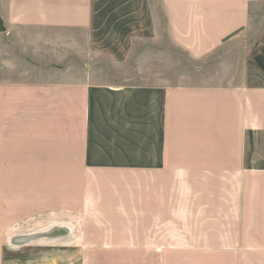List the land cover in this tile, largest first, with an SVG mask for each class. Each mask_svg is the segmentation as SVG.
I'll use <instances>...</instances> for the list:
<instances>
[{
  "label": "crops",
  "instance_id": "1",
  "mask_svg": "<svg viewBox=\"0 0 264 264\" xmlns=\"http://www.w3.org/2000/svg\"><path fill=\"white\" fill-rule=\"evenodd\" d=\"M259 2L0 0V264H264Z\"/></svg>",
  "mask_w": 264,
  "mask_h": 264
},
{
  "label": "rangeland",
  "instance_id": "2",
  "mask_svg": "<svg viewBox=\"0 0 264 264\" xmlns=\"http://www.w3.org/2000/svg\"><path fill=\"white\" fill-rule=\"evenodd\" d=\"M250 26H251V31H250V40L254 39L258 33V31L261 29L263 23H264V0H260V2L252 7L251 12H250ZM35 34L34 31H26V30H21V31H9L5 29V32L0 33V51H5L7 53H12L11 55L5 56L6 58H14L20 62V66L26 67L28 64V61H30V66L36 65L39 66H49L52 62L49 60L40 62L38 60L33 59L32 54L26 53L25 48H32V43L29 42V39H26V37H33ZM40 34V32H38ZM41 34H47V32H41ZM22 37L19 38V37ZM172 57L175 59V62L180 63V66L182 67H191L192 69H195L194 67H198L197 71L198 73L203 71V68L205 66H208V64H194L187 60L184 55L181 53L171 51L170 52ZM225 53H222L221 56H217L216 59H214L211 62V66L215 65L219 59H223ZM59 225L64 224L66 222V219H58ZM60 228V227H59ZM61 231L64 230H59V240L58 242H64L66 239L63 238L64 235H62ZM74 258V257H73Z\"/></svg>",
  "mask_w": 264,
  "mask_h": 264
},
{
  "label": "water",
  "instance_id": "3",
  "mask_svg": "<svg viewBox=\"0 0 264 264\" xmlns=\"http://www.w3.org/2000/svg\"><path fill=\"white\" fill-rule=\"evenodd\" d=\"M3 32H5V28L3 27V22L0 18V33H3Z\"/></svg>",
  "mask_w": 264,
  "mask_h": 264
}]
</instances>
